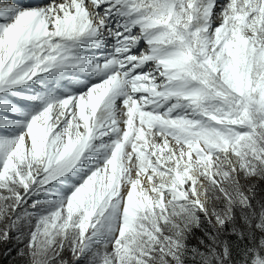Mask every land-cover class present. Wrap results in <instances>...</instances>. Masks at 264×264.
Here are the masks:
<instances>
[{"label": "snow or ice", "instance_id": "obj_1", "mask_svg": "<svg viewBox=\"0 0 264 264\" xmlns=\"http://www.w3.org/2000/svg\"><path fill=\"white\" fill-rule=\"evenodd\" d=\"M0 260L264 264V0H0Z\"/></svg>", "mask_w": 264, "mask_h": 264}, {"label": "rangeland", "instance_id": "obj_2", "mask_svg": "<svg viewBox=\"0 0 264 264\" xmlns=\"http://www.w3.org/2000/svg\"><path fill=\"white\" fill-rule=\"evenodd\" d=\"M31 204V200L29 201V205ZM0 264H8L7 260H0Z\"/></svg>", "mask_w": 264, "mask_h": 264}]
</instances>
